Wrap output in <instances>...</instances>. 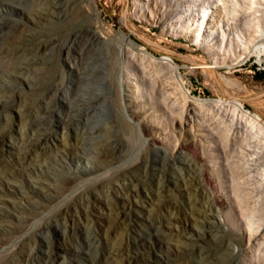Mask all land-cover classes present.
Returning a JSON list of instances; mask_svg holds the SVG:
<instances>
[{
  "label": "rangeland",
  "instance_id": "rangeland-1",
  "mask_svg": "<svg viewBox=\"0 0 264 264\" xmlns=\"http://www.w3.org/2000/svg\"><path fill=\"white\" fill-rule=\"evenodd\" d=\"M216 3L0 0V264H264V133L218 82L264 90V0Z\"/></svg>",
  "mask_w": 264,
  "mask_h": 264
},
{
  "label": "bare ground",
  "instance_id": "bare-ground-1",
  "mask_svg": "<svg viewBox=\"0 0 264 264\" xmlns=\"http://www.w3.org/2000/svg\"><path fill=\"white\" fill-rule=\"evenodd\" d=\"M56 1V0H55ZM234 1H237V0H234ZM254 1V0H253ZM216 4H220L221 3V0H216ZM228 2V1H227ZM243 2V1H242ZM226 3V2H225ZM224 3V4H225ZM233 3H235V2H233ZM238 3H239V1H238ZM34 4V3H33ZM232 4V3H231ZM236 4V3H235ZM245 4V3H244ZM256 4V3H255ZM49 5V4H48ZM52 5V4H51ZM228 4L226 3V6H227ZM230 5V4H229ZM237 5V4H236ZM47 6V5H46ZM225 6V5H224ZM254 6V5H253ZM223 7V6H222ZM236 7V6H235ZM245 7V6H244ZM257 8H258V6H256ZM43 8V9H42ZM90 8V7H89ZM93 8V7H92ZM224 9V8H223ZM227 9V8H226ZM236 9V8H235ZM242 9H244V8H242ZM231 10V9H230ZM234 10V9H233ZM254 10V9H253ZM257 10H259V9H257ZM31 11H34V13L35 14H38V15H42V14H45V11H48V9L47 8H45V7H40L38 4H35L34 6H33V8L31 9ZM50 11H54V10H50ZM236 11H237V9H236ZM236 11H234V12H236ZM49 12V11H48ZM224 12V11H223ZM229 12V11H228ZM225 13H226V11H225ZM233 13V12H232ZM232 13H230V14H232ZM236 13H238V12H236ZM227 14V13H226ZM234 14V13H233ZM254 15V14H253ZM236 16H237V14H236ZM9 17V16H8ZM228 17V16H227ZM252 18H254V17H252ZM256 18V17H255ZM257 19V18H256ZM230 20V19H229ZM210 21H209V19L207 18V13H205L204 14V20H203V26H205V27H210ZM203 26L201 27V28H203ZM218 26H220V24L218 25ZM201 30L202 29H199L198 30V33H197V35H199L200 33H201ZM209 31V30H208ZM210 32V31H209ZM24 33V32H23ZM106 35H108V34H106ZM97 36L99 37V38H101V39H103V40H105L104 39V37H103V35L101 34V33H97ZM122 37L123 38H125V39H127L128 41H129V44L130 45H132V46H134V48H136L139 52H140V54H141V56L142 57H145V56H151V53H149V51L145 48V47H143V46H141V45H139V44H136V43H134L131 39H129V38H127V37H125V35H123L122 34ZM23 40H24V38H23V34H22V32L21 31H15L13 34H11V35H9V36H7L3 41H4V43H3V48H1L2 49V51L4 50V49H6L7 47H14V48H16L17 47V45L19 44V43H22L23 42ZM1 44H2V42H1ZM1 46V45H0ZM17 49V48H16ZM23 49V48H22ZM14 50V49H13ZM16 51V50H15ZM18 51V50H17ZM26 52V51H25ZM24 52V53H25ZM1 53V52H0ZM13 53V52H12ZM17 53V52H16ZM31 53V52H30ZM18 54V53H17ZM27 54V53H26ZM25 54V55H26ZM28 54H29V52H28ZM32 54V53H31ZM4 55V54H3ZM33 55V54H32ZM22 57V56H21ZM26 57H27V55H26ZM29 57H30V55H29ZM28 58V57H27ZM34 58V57H33ZM35 59V58H34ZM1 64H4V66H5V69H7V70H12V73L11 74H16L17 75V73H18V65H19V63H18V61L15 59V60H13V59H6V57H5V59H2V57H1ZM26 62V61H25ZM165 63H167V64H169V65H171V66H174L173 64H172V62L170 61V60H165L164 61ZM21 65V64H20ZM25 66V65H24ZM23 67V66H22ZM26 67V66H25ZM175 67V66H174ZM174 67H172V68H174ZM29 69V68H28ZM175 69H176V67H175ZM22 71V70H21ZM177 72V71H176ZM22 74H23V71L21 72ZM10 75V74H9ZM176 76H177V74H176ZM179 77V76H178ZM11 78V77H10ZM6 79V78H5ZM179 81H180V84H182L183 82L181 81V79H180V77H179V79H178ZM120 81V80H119ZM231 104H233V106H235L236 108H237V110H240L245 116H247L250 120H251V122L253 123V124H255V125H258V126H260L261 127V129L263 130V133H264V121L261 119V117L258 115V114H256V113H252V112H249V111H247V110H245V109H243L242 108V104H241V102L240 101H238V100H235V99H232V100H230L229 101ZM203 104V102L202 103H195L194 104V106H192V108H194L195 106H199V105H202ZM205 105H207L208 107L209 106H212V107H215V108H217V109H221V106H223L224 104H225V101H222V100H218V101H216L215 103H210L209 101H205V103H204ZM47 107V106H46ZM56 107V106H55ZM62 108V107H61ZM54 109V108H53ZM52 109V110H53ZM60 109V108H59ZM58 109V110H59ZM60 111V110H59ZM63 112V111H62ZM54 113V112H53ZM63 114V113H62ZM256 135V134H255ZM6 137H7V131L6 130H4V129H0V148H1V146H3V144L5 143V141H6ZM256 141V140H255ZM249 144V143H248ZM259 145H262L263 147H264V142H255V144H253V145H251V144H249L248 145V148L249 149H251V150H254V151H258V149H257V147H259ZM261 146V147H262ZM254 157V156H253ZM253 159V158H252ZM251 218H252V216H251ZM253 219V218H252ZM247 222V224H248V229H249V231L251 232V231H258L259 229H260V225H258V223H257V225H255V222L254 221H252L250 218H247V220H246ZM262 225V224H261Z\"/></svg>",
  "mask_w": 264,
  "mask_h": 264
},
{
  "label": "water",
  "instance_id": "water-1",
  "mask_svg": "<svg viewBox=\"0 0 264 264\" xmlns=\"http://www.w3.org/2000/svg\"><path fill=\"white\" fill-rule=\"evenodd\" d=\"M127 1L128 0H126V4H127ZM122 22H123V24L125 25V27L128 29V30H130L131 31V29L129 28V26H128V24H127V7L125 6V8L123 9V18H122ZM139 38H141L146 44H149V45H153V46H156V47H158V48H161V49H164V50H167V51H170L169 49H167V48H165V47H163V46H161V45H158V44H156V43H152V42H150V41H148V40H145V39H143L141 36H139V35H137ZM170 52H172V51H170ZM180 56L181 57H184L185 55H183V54H180ZM218 80V79H217ZM218 82H219V84H220V86H221V88H222V90H223V92H224V94L226 95V96H228V97H230V98H232V99H235V100H238V101H243V102H246V101H253V100H258V99H261V98H263L264 97V90L263 91H261V92H259V93H257V94H255L254 96H251V97H247V98H240V97H236V96H233L228 90H227V88L225 87V85L222 83V82H220L219 80H218Z\"/></svg>",
  "mask_w": 264,
  "mask_h": 264
}]
</instances>
